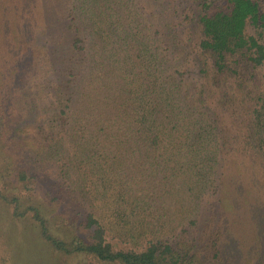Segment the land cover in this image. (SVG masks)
Here are the masks:
<instances>
[{
    "label": "trees",
    "instance_id": "1",
    "mask_svg": "<svg viewBox=\"0 0 264 264\" xmlns=\"http://www.w3.org/2000/svg\"><path fill=\"white\" fill-rule=\"evenodd\" d=\"M52 1L0 0V41L17 61L26 56L22 28L30 19L44 29L68 22L60 49L46 42L35 51L41 56L51 49L55 67L47 70H66L68 79L50 78L52 110L48 117L37 114L40 139L34 149L25 143L0 179L42 180L41 165L28 164L25 150L39 164L54 163L51 185L66 191L91 235L60 236L39 205L0 193L13 205L12 216L33 212L40 240L51 249L103 264L193 262L196 244L190 254L178 239L156 234H174L178 224L208 208L211 234H225L234 248L260 243L264 0H65L64 15L62 0ZM21 6L33 8L34 16L27 11L28 18L21 17ZM32 61L24 60L26 73ZM6 71L1 67L0 77ZM37 78L41 94L44 81ZM22 83L18 95L19 85L22 92L29 86ZM19 162L24 167L17 171ZM7 256L11 264L12 252Z\"/></svg>",
    "mask_w": 264,
    "mask_h": 264
},
{
    "label": "rangeland",
    "instance_id": "2",
    "mask_svg": "<svg viewBox=\"0 0 264 264\" xmlns=\"http://www.w3.org/2000/svg\"><path fill=\"white\" fill-rule=\"evenodd\" d=\"M38 1L34 0L30 5L35 6ZM50 2L54 1L50 0ZM49 7L50 5H48ZM25 8L27 6H21L20 11L18 10L21 17L28 18L27 16H30L32 18L34 16L33 8L30 7V11ZM59 9L61 15H64L67 10L65 0H62ZM26 12L27 16H25ZM63 22L65 24H59L60 26L48 24V27L44 29L41 27L37 28V23L34 22V19H30V26L22 28L28 39L29 46L26 50V56L22 57L23 59L19 61H17L16 52L12 51L9 47L7 48L8 45L4 41H0V52L4 49L0 53V68L7 69L5 75L0 77V173H3L2 168L6 167V163L9 164L10 162V164H14L16 159L21 157L20 153L23 151L25 143L27 144L26 147L29 146V149H34L33 144L40 139V135L36 130V125L40 122L37 114L39 112L41 115L46 114L48 117L51 114L50 110H52L50 103V78H54L58 74L60 80L68 79L65 73L66 70L61 73L57 70L56 75L51 74V71L47 70L50 67H55L51 64L52 50L48 49V46H46L45 52L41 53V56L44 57L43 60L35 52L37 48L42 47L46 42L47 45L51 42V46H55L56 44L58 46L65 42L68 22L66 19ZM26 24L28 22L23 21L22 27L26 26ZM15 30H17V34L15 35L17 41V36L21 35L17 26L14 28ZM0 32H2V29H0ZM24 46L21 45V47ZM60 47L56 48L60 49ZM34 52L35 55H33ZM28 57H33V61L30 72L26 73L23 66L26 67L24 60ZM65 60L66 57L64 56ZM42 63L46 65L44 69H42ZM57 63L60 69V60H57ZM38 67L39 69H36ZM260 74H263V72L260 71ZM38 76L44 81V85L42 86L45 89L41 94L38 93V86L36 85ZM18 80H21L24 84H29L27 87L28 91L24 92L21 91V85H19L20 95L17 94ZM10 137L12 138L8 145ZM9 147L14 149L15 153L8 151ZM24 155L28 156V164L41 165V168L37 169H40V172L43 174L42 180L39 183L37 182V184L35 180L28 181L24 185L20 181L16 182L19 177L17 175L15 176L14 183L6 184L7 177L3 175V179H0V193L14 196L21 195L23 204L33 203L39 205L47 213V217L51 221L52 231L56 228L59 229L56 233L59 232L58 235L60 236H71L72 234L83 238L90 236L91 234L85 230V218L83 215H79V210L75 208V203L66 196V191H58L57 187L53 188L51 185L55 181L54 177L58 174L57 166L48 161L39 164L35 161L37 157L32 155L31 151L27 153V150H25ZM16 166V170L20 171L19 169L21 166L24 167V163L22 162L21 165L19 162ZM28 169L31 171V168ZM8 187L14 189H8ZM65 187H63V190ZM59 201L63 203L57 205ZM12 210L13 205H7L0 197V264H7V255H11V252L13 256L11 264H103L98 260H91L85 256H66L51 249L47 243L40 240L38 222L32 219L33 212H28V215L22 219H16L12 216ZM202 210H205V208H202ZM209 211L210 208L203 213L198 212L185 219L182 224H178L174 231L178 234L156 235H164L172 240L178 239V244L182 251H189L196 244L197 247L194 249L196 250V257L193 262H190L191 264H264V236L260 243L252 241L245 248H240L239 246L234 248L235 245H233L232 239L228 241L229 238L225 234H211L212 231L208 227L209 224L210 226L212 225ZM257 218L259 220V217ZM75 220L77 221L75 222ZM78 222H80L79 225ZM5 234L12 237L7 238ZM113 235L110 234V236ZM224 241H226L227 246ZM192 252L191 250L190 254H193ZM257 253L260 254L258 255ZM250 256L251 259H248Z\"/></svg>",
    "mask_w": 264,
    "mask_h": 264
}]
</instances>
